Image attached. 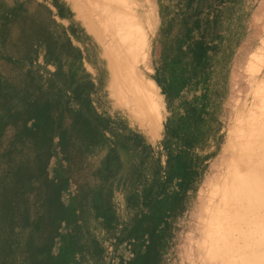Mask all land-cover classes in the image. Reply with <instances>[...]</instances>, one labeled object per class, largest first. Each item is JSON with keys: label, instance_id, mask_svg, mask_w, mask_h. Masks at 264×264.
<instances>
[{"label": "rangeland", "instance_id": "374dc122", "mask_svg": "<svg viewBox=\"0 0 264 264\" xmlns=\"http://www.w3.org/2000/svg\"><path fill=\"white\" fill-rule=\"evenodd\" d=\"M125 3L136 19L143 16L148 47L145 66L139 70L151 80L162 101L160 129L151 140L111 106L104 61L90 34L96 28L84 29L72 0H0V86L26 88L28 74L36 83L49 79L55 65L44 59L45 44L65 33L82 51V68L92 84L89 96L96 112L111 118L114 131L136 133L149 146L138 177L143 183V176L157 171L162 177L167 169L160 141L181 98L168 102L151 77L164 75L159 69L163 50L172 37L183 36L184 27L176 0ZM199 10L186 21L191 26L197 16L199 27L191 37L194 40L201 32L202 40L210 44L205 68L208 115L200 139L189 149L196 174L182 195L179 210L168 218L158 264H264V0H229L223 6L204 0ZM183 58L189 63L191 56L187 53ZM8 102L9 95L0 89V258L21 230V237L38 246L53 233L54 251L60 241L56 234L69 231L57 216L56 203L65 206L74 198L86 246L81 264L129 260L133 251L122 241L135 214L125 200L128 187L111 185L112 226H103L89 203L88 188L99 182L95 168L105 147L85 156L68 148L65 160L57 146H45L39 132H29L31 119L18 104L11 108L14 113L10 109L4 115ZM105 136L111 138L109 130ZM63 172L69 176L68 185L55 197L53 180ZM27 252L23 249L20 255Z\"/></svg>", "mask_w": 264, "mask_h": 264}, {"label": "trees", "instance_id": "16d2710c", "mask_svg": "<svg viewBox=\"0 0 264 264\" xmlns=\"http://www.w3.org/2000/svg\"><path fill=\"white\" fill-rule=\"evenodd\" d=\"M202 1L176 0L180 23L184 27L183 36L172 37L163 50L159 69L164 75L151 77L168 102L181 98L178 110L167 121L160 141L167 163L162 177L155 171L150 177L143 176V183H140L138 177L149 146L136 133L114 131L110 128L113 122L111 118L96 112L89 96L92 84L82 68L81 52L65 33L45 44L44 59L55 65L49 79H40L36 83L34 76L28 74L26 88L0 86L9 95L4 115L18 104L31 119L29 132L36 135L39 132L45 146H57L63 159L68 160V148H76L79 156H85L105 147L95 168L99 182L88 188L93 215L103 226L113 225L115 217L108 204L113 182L128 187L125 200L135 210L131 232L122 239L130 245L133 256L127 261L119 259L115 264H158V249L169 227L168 218L179 210L182 195L196 174L189 149L200 139L205 115H208L205 68L210 44L202 40L201 32L194 40L191 37L192 30L199 27V18L196 16L191 26L187 25L186 20L199 13V3ZM212 1L216 6H223L229 0ZM187 53L191 56L189 63L183 58ZM183 93L186 95L183 96ZM10 111L14 113L12 109ZM15 114L18 116V113ZM107 130L111 138L105 136ZM124 153H128L126 159ZM133 158L135 161H131ZM68 179L64 172L55 175V197L66 189ZM56 205L57 216L69 228L65 233L56 234L60 240L56 249L53 251L51 248L53 233L48 241L38 246L34 240L30 242L29 238L21 237V230L0 258V264H81L86 246L81 241L82 232L77 223L76 200L70 198L67 205ZM141 247L143 250L140 251ZM25 248L29 252L21 256L20 251Z\"/></svg>", "mask_w": 264, "mask_h": 264}, {"label": "bare ground", "instance_id": "6f19581e", "mask_svg": "<svg viewBox=\"0 0 264 264\" xmlns=\"http://www.w3.org/2000/svg\"><path fill=\"white\" fill-rule=\"evenodd\" d=\"M72 1L83 17L84 29L88 32L96 28L90 34L104 61L105 91L111 106L122 111L151 140L160 129L162 101L151 80L139 70L140 65L145 66L148 47L143 16L136 19L125 0Z\"/></svg>", "mask_w": 264, "mask_h": 264}, {"label": "crops", "instance_id": "0c3cea01", "mask_svg": "<svg viewBox=\"0 0 264 264\" xmlns=\"http://www.w3.org/2000/svg\"><path fill=\"white\" fill-rule=\"evenodd\" d=\"M71 41V40H70ZM71 43H72V41H71ZM82 52V51H81Z\"/></svg>", "mask_w": 264, "mask_h": 264}]
</instances>
